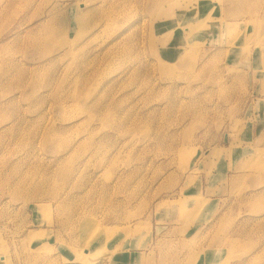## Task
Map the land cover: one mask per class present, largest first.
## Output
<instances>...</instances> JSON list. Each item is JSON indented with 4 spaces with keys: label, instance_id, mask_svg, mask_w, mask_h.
Instances as JSON below:
<instances>
[{
    "label": "rangeland",
    "instance_id": "obj_1",
    "mask_svg": "<svg viewBox=\"0 0 264 264\" xmlns=\"http://www.w3.org/2000/svg\"><path fill=\"white\" fill-rule=\"evenodd\" d=\"M0 264H264V0H0Z\"/></svg>",
    "mask_w": 264,
    "mask_h": 264
},
{
    "label": "bare ground",
    "instance_id": "obj_2",
    "mask_svg": "<svg viewBox=\"0 0 264 264\" xmlns=\"http://www.w3.org/2000/svg\"><path fill=\"white\" fill-rule=\"evenodd\" d=\"M218 152V151H217ZM212 153H214V151L212 152ZM213 155V154H212ZM82 220V219H81ZM96 236V234H92L91 235V239H89L87 242H86V246H88L89 245V243L94 239V237Z\"/></svg>",
    "mask_w": 264,
    "mask_h": 264
}]
</instances>
